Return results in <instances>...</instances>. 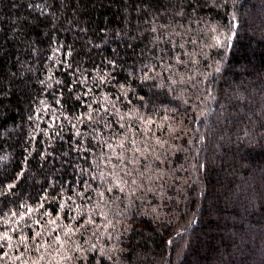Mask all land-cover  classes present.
<instances>
[{"label":"trees","instance_id":"16d2710c","mask_svg":"<svg viewBox=\"0 0 264 264\" xmlns=\"http://www.w3.org/2000/svg\"><path fill=\"white\" fill-rule=\"evenodd\" d=\"M0 264H264V0H0Z\"/></svg>","mask_w":264,"mask_h":264},{"label":"snow or ice","instance_id":"6c2138e0","mask_svg":"<svg viewBox=\"0 0 264 264\" xmlns=\"http://www.w3.org/2000/svg\"><path fill=\"white\" fill-rule=\"evenodd\" d=\"M233 27H235V24H233Z\"/></svg>","mask_w":264,"mask_h":264}]
</instances>
